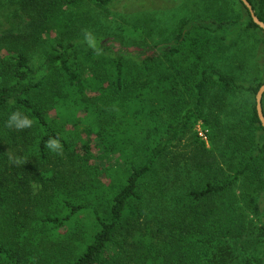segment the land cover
<instances>
[{
	"label": "trees",
	"instance_id": "trees-1",
	"mask_svg": "<svg viewBox=\"0 0 264 264\" xmlns=\"http://www.w3.org/2000/svg\"><path fill=\"white\" fill-rule=\"evenodd\" d=\"M111 1L6 2L18 7L0 31V264H231L228 240L248 232L264 192L256 101L231 106L238 94L255 99L264 81L246 84L205 60L227 49L215 46L225 33L237 42L264 32L236 0L247 22L211 7L148 49L127 51L105 33L89 46L83 31L100 26L93 7ZM247 2L264 24V0ZM19 10L31 29L14 24ZM13 112L30 126L7 127ZM199 121L210 148L190 131ZM187 134L192 145L173 155ZM255 235L264 240V226ZM245 264H264V253Z\"/></svg>",
	"mask_w": 264,
	"mask_h": 264
},
{
	"label": "rangeland",
	"instance_id": "rangeland-1",
	"mask_svg": "<svg viewBox=\"0 0 264 264\" xmlns=\"http://www.w3.org/2000/svg\"><path fill=\"white\" fill-rule=\"evenodd\" d=\"M12 0H1L0 5V31H4L7 28H11L10 24L6 21L13 8L9 6ZM16 1V0H15ZM18 1V0H17ZM23 1V0H21ZM112 0L105 10H96L92 5L87 7H93V15L99 13L96 18L99 20L100 26L92 25L84 30L91 33V36H98L105 34L119 35L125 42L127 51H139L137 47L147 48L159 43H165L170 39L171 35L177 29L178 22L181 19L202 18L209 16L215 11H211V7L221 8L225 10L229 16H237L241 14V22H247V15L241 6L237 4L236 0ZM212 1V2H211ZM212 9V10H213ZM239 12V13H238ZM20 15L21 22L19 23V17H15V23L19 24V28L25 29L29 16L22 11H17ZM34 18L35 16L32 15ZM94 20V19H93ZM9 26V27H8ZM133 26L138 27L135 29ZM33 26H29L26 29H31ZM238 34V32L236 33ZM234 34L229 37V33H225L227 40H221L216 42V50L221 49L223 45L227 46V49L218 53L215 59L205 60V63L213 68L220 69L223 73L238 79L246 84L256 85L259 82L264 81V37L255 30V40L251 36L240 33L242 38L236 41L237 35ZM262 37V38H261ZM229 46V47H228ZM115 48H118L115 46ZM40 55L37 53H31V63L33 67H36L40 63ZM215 62V63H214ZM253 81H255L253 83ZM93 95V94H92ZM249 95V94H248ZM238 94L233 100L234 104L232 108H239L243 111L246 107L249 111L253 108V104L256 101L254 97L249 95L247 99ZM230 109V108H228ZM207 110L212 113H216L218 110L211 106H207ZM262 110V108H261ZM51 113V112H50ZM49 118L51 120H58L54 112ZM203 123L199 121L190 131L196 134L199 141L203 142L207 148H210V142L206 132L203 128ZM82 129V131H81ZM81 136H84L85 127L80 128ZM93 143V142H92ZM190 142V134L184 136L180 142L176 144L174 148V154L181 152L187 145H192ZM214 153L217 155L223 148V140L214 144ZM99 151V148L92 144V151ZM114 160V159H113ZM106 165L119 166V162H110ZM110 180V178H106ZM104 180L103 182H105ZM107 182V181H106ZM172 194H166L170 197ZM260 197V198H259ZM259 198V199H258ZM256 212L250 214L249 222L250 229L242 237L238 239L228 240L230 247L234 251V261L231 264H245L252 258L259 257L264 253V240L255 235V230L264 226V192L257 196ZM52 239H59L56 233H50Z\"/></svg>",
	"mask_w": 264,
	"mask_h": 264
},
{
	"label": "water",
	"instance_id": "water-1",
	"mask_svg": "<svg viewBox=\"0 0 264 264\" xmlns=\"http://www.w3.org/2000/svg\"><path fill=\"white\" fill-rule=\"evenodd\" d=\"M242 2V4L246 7V9L249 12L250 17L252 18V20L263 30L264 32V24L259 21L257 19V17L255 16V14L253 13L252 7L251 5L247 2V0H240ZM264 94V84L258 89L256 95H255V99H256V111H257V115L260 121L261 126L264 129V116L261 110V98L262 95Z\"/></svg>",
	"mask_w": 264,
	"mask_h": 264
},
{
	"label": "clouds",
	"instance_id": "clouds-1",
	"mask_svg": "<svg viewBox=\"0 0 264 264\" xmlns=\"http://www.w3.org/2000/svg\"><path fill=\"white\" fill-rule=\"evenodd\" d=\"M90 38H91V39H90ZM85 39H86V41L88 42L89 46H93V39H92V37H91V33H89V32H85ZM18 116H19V112H13V113L10 115V117H9V119H8V121H7L6 126L9 127V128L13 127L14 125H15L17 128H23V127H25V126H30L31 121L28 120L27 118H26L23 122H21V123H15L16 120H17V118H18ZM50 143H51V142H50Z\"/></svg>",
	"mask_w": 264,
	"mask_h": 264
}]
</instances>
